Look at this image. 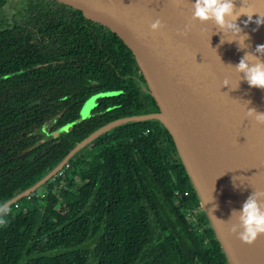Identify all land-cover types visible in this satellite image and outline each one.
<instances>
[{
	"label": "trees",
	"instance_id": "obj_1",
	"mask_svg": "<svg viewBox=\"0 0 264 264\" xmlns=\"http://www.w3.org/2000/svg\"><path fill=\"white\" fill-rule=\"evenodd\" d=\"M109 90L117 93L99 96L71 129L36 132L75 120L87 98ZM157 110L120 39L50 0H0V205L98 127ZM7 210L0 264H226L174 141L155 119L96 137L61 176Z\"/></svg>",
	"mask_w": 264,
	"mask_h": 264
},
{
	"label": "water",
	"instance_id": "obj_2",
	"mask_svg": "<svg viewBox=\"0 0 264 264\" xmlns=\"http://www.w3.org/2000/svg\"><path fill=\"white\" fill-rule=\"evenodd\" d=\"M50 1L83 15L125 44L158 110L120 117L98 127L44 176L0 207L7 208L53 180L57 171L96 137L129 121L155 119L174 141L226 264H264V235L246 244L229 231L234 222L229 220L232 211L242 210L254 190L264 191V125L246 117L247 108L264 112V89L250 87L244 80L238 85L239 75L230 66L238 64L245 52H255L257 45H264V25L254 22L259 14L264 17V0H233L237 11L256 12L247 26V15L236 21L248 37L245 49L236 42L221 43V39L235 37L223 35L213 22L193 21L195 0ZM157 19L163 27L153 31L150 26ZM186 25L190 26L187 34L179 35ZM225 81L229 87L224 86ZM115 93H95L87 98L75 120L52 132L45 124L36 132L55 137L86 119L99 96Z\"/></svg>",
	"mask_w": 264,
	"mask_h": 264
},
{
	"label": "clouds",
	"instance_id": "obj_3",
	"mask_svg": "<svg viewBox=\"0 0 264 264\" xmlns=\"http://www.w3.org/2000/svg\"><path fill=\"white\" fill-rule=\"evenodd\" d=\"M254 13L256 12L237 11L233 0H195L192 3L193 21L213 22L223 35L230 33L232 37H235L231 40L221 39V43L236 42L240 49L248 47L245 43L248 37L247 34H243V29L236 21L241 15H247V20L244 21L247 26L248 23L253 22ZM254 22L258 26L264 25V17L259 14ZM150 27L153 31H157L163 27V24L157 19ZM189 27L186 25L185 30L178 34L186 35ZM230 66L239 75L238 85L241 80H244L250 87L264 89V45H257L255 52H245L238 64ZM224 86L229 87L227 81L224 82ZM246 117L257 124L264 125V112L247 108ZM7 211V208L0 207V225L6 224L3 217ZM229 220H234L229 227L230 233L243 243L252 244L259 236L264 235V191L254 190L243 203L242 210H233Z\"/></svg>",
	"mask_w": 264,
	"mask_h": 264
},
{
	"label": "built area",
	"instance_id": "obj_4",
	"mask_svg": "<svg viewBox=\"0 0 264 264\" xmlns=\"http://www.w3.org/2000/svg\"><path fill=\"white\" fill-rule=\"evenodd\" d=\"M68 166H69V163L66 164V165H64V167H63L62 169L58 170L57 173H56V175H55V177H57V176H61V175L63 174V172H64V168H66V167H68ZM55 177H54V178H55ZM32 194H33V193L27 195V197H30Z\"/></svg>",
	"mask_w": 264,
	"mask_h": 264
},
{
	"label": "rangeland",
	"instance_id": "obj_5",
	"mask_svg": "<svg viewBox=\"0 0 264 264\" xmlns=\"http://www.w3.org/2000/svg\"><path fill=\"white\" fill-rule=\"evenodd\" d=\"M40 188H41V186H40L39 188H37V189L39 190ZM37 189H36V190H37ZM41 191H42V190H41ZM42 192H43V191H42ZM61 207H62L63 210H65V206H64V205L61 204ZM60 209H61V208H60Z\"/></svg>",
	"mask_w": 264,
	"mask_h": 264
},
{
	"label": "flooded vegetation",
	"instance_id": "obj_6",
	"mask_svg": "<svg viewBox=\"0 0 264 264\" xmlns=\"http://www.w3.org/2000/svg\"><path fill=\"white\" fill-rule=\"evenodd\" d=\"M18 2V1H20V0H8V2Z\"/></svg>",
	"mask_w": 264,
	"mask_h": 264
}]
</instances>
